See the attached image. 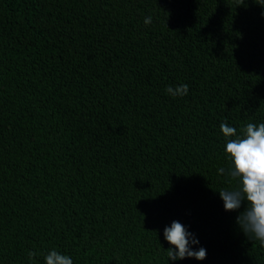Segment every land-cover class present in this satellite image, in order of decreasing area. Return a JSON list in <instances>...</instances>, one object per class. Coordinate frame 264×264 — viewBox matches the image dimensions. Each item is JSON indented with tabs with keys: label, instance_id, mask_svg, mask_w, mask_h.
Here are the masks:
<instances>
[{
	"label": "trees",
	"instance_id": "trees-1",
	"mask_svg": "<svg viewBox=\"0 0 264 264\" xmlns=\"http://www.w3.org/2000/svg\"><path fill=\"white\" fill-rule=\"evenodd\" d=\"M261 4L0 0V264H264L218 172L220 124L264 123ZM173 221L205 259H168Z\"/></svg>",
	"mask_w": 264,
	"mask_h": 264
},
{
	"label": "clouds",
	"instance_id": "clouds-1",
	"mask_svg": "<svg viewBox=\"0 0 264 264\" xmlns=\"http://www.w3.org/2000/svg\"><path fill=\"white\" fill-rule=\"evenodd\" d=\"M264 5V4H261ZM152 23V17L144 19V24ZM165 91L173 98L188 94L189 86L180 84L175 87L166 86ZM221 132L226 138L225 152L232 163V167L218 169L220 174H226L232 179L239 180V186L219 190L220 198L224 202L225 211H237L241 204L247 201V207L237 216V224L247 235H251L264 245V123H248L237 135V130L228 124H220ZM164 239L171 245L166 252L168 259L173 261L185 258L203 260L206 249L200 247L193 250L192 245L198 244L194 234L184 225L173 221L170 227L164 229ZM38 254L28 252L29 260ZM45 264H73L70 256L61 254L55 249L44 256Z\"/></svg>",
	"mask_w": 264,
	"mask_h": 264
}]
</instances>
